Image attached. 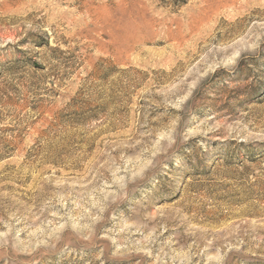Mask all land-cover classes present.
Masks as SVG:
<instances>
[{
    "label": "rangeland",
    "instance_id": "rangeland-1",
    "mask_svg": "<svg viewBox=\"0 0 264 264\" xmlns=\"http://www.w3.org/2000/svg\"><path fill=\"white\" fill-rule=\"evenodd\" d=\"M0 264H264V0H0Z\"/></svg>",
    "mask_w": 264,
    "mask_h": 264
}]
</instances>
